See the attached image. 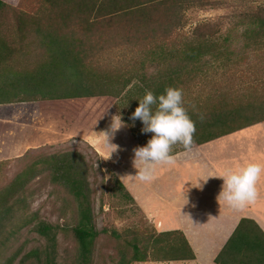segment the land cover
<instances>
[{
	"label": "trees",
	"instance_id": "16d2710c",
	"mask_svg": "<svg viewBox=\"0 0 264 264\" xmlns=\"http://www.w3.org/2000/svg\"><path fill=\"white\" fill-rule=\"evenodd\" d=\"M219 2L19 0L10 4L0 0V105L111 95L134 112L146 91L160 95L174 87L182 90L184 107L195 122L193 143L263 120L264 64L259 56H264V3L248 4L239 11L236 16L242 20L232 30L200 22L190 33L183 31L187 8H217ZM236 44L245 59L232 67ZM131 48L138 52L136 63L133 58L112 70L98 62L103 53ZM151 66L160 72L157 80L151 77L156 73L146 74ZM135 80L142 87H132ZM128 117L127 112L121 115L137 136ZM30 151L29 161L0 186V264H64L57 249L64 227L30 211L29 184L42 175L63 187L76 203V219L70 227L76 249L70 264H94L101 232L90 178L94 162L73 147ZM5 163L0 161V168ZM113 179L108 194L136 204L123 182ZM25 227L38 235V244L27 247L21 242L10 250ZM104 232L115 241L114 264L195 258L179 229L133 226ZM215 263L264 264V231L254 219L240 218Z\"/></svg>",
	"mask_w": 264,
	"mask_h": 264
},
{
	"label": "rangeland",
	"instance_id": "374dc122",
	"mask_svg": "<svg viewBox=\"0 0 264 264\" xmlns=\"http://www.w3.org/2000/svg\"><path fill=\"white\" fill-rule=\"evenodd\" d=\"M10 4H17L19 0H4ZM219 7L211 9L187 8L183 16V31L190 33L196 24L200 22L209 25H222L225 29H234V24L242 20L236 14L246 8L248 4L264 3V0H217ZM240 34V33H236ZM234 35V34H233ZM236 55L232 57L230 66L241 62L244 55L239 44L235 45ZM135 49H126L122 53L109 51L103 53L98 62L108 69L115 70L123 67L125 62L130 63L138 58ZM254 56V54H250ZM264 64V56H259ZM146 74H154L158 70L155 66L148 67ZM152 75V80L158 79V74ZM132 87H142L138 80ZM117 106V107H116ZM125 107L123 102L111 95L68 98L59 100H43L39 102L10 103L0 105V161L6 162L0 168V186L7 183L29 161L30 150L39 152H55L67 148H76L85 152L94 162V171L90 176L94 182V213L97 228L101 231L96 240L94 264L115 263V241L109 236L110 229L122 231L126 227L140 228L150 226L156 229L154 223L147 217L137 204H133L127 197L120 200L111 197L108 187L112 185L113 178L117 177L124 182V165L127 162V153L131 145L132 137L140 144H147L151 133H142L141 121L130 119L133 111ZM128 113V118L134 125L138 135L131 133L128 125L115 132L110 143L117 147L106 146V135L109 131L113 117H121ZM95 137L99 139V145L106 150L98 152L87 139L81 137ZM183 148L181 145L173 147L172 151ZM97 154H96V153ZM110 152V153H109ZM31 154V153H30ZM111 154V156H110ZM110 157V158H109ZM124 184V183H123ZM125 185V184H124ZM29 188L33 190L30 198V211H38L39 215L49 222L63 226L58 234V256L64 264H70L74 258L76 242L70 227L76 219V203L73 197L63 187L52 184L44 175L36 177ZM102 197V204L100 202ZM145 221V222H143ZM157 230V229H156ZM38 235L25 227L15 237L12 250L21 242H26L27 247L38 244ZM41 240H39L40 242ZM177 264H186L184 261H175ZM134 264H170L165 262H143Z\"/></svg>",
	"mask_w": 264,
	"mask_h": 264
},
{
	"label": "crops",
	"instance_id": "0c3cea01",
	"mask_svg": "<svg viewBox=\"0 0 264 264\" xmlns=\"http://www.w3.org/2000/svg\"><path fill=\"white\" fill-rule=\"evenodd\" d=\"M83 138L98 152L106 151L99 139L90 135ZM130 141L122 182L158 231L179 229L185 234L195 258L181 261L216 264L215 257L242 217L254 219L264 231V174L257 183L255 202L241 210L223 201L218 203L223 180L215 178L227 169L236 170L248 163L264 166V119L205 142L192 143L188 149L172 151L174 164L157 165L151 182L132 177L137 173L132 163L133 149L146 144L133 137Z\"/></svg>",
	"mask_w": 264,
	"mask_h": 264
},
{
	"label": "clouds",
	"instance_id": "9594fccd",
	"mask_svg": "<svg viewBox=\"0 0 264 264\" xmlns=\"http://www.w3.org/2000/svg\"><path fill=\"white\" fill-rule=\"evenodd\" d=\"M138 101V107L130 119L141 121L142 133H151L152 136L146 145L133 149L132 163L137 173L132 177L141 182H151L157 165L174 164L172 155L174 146L179 144L185 149L190 148L196 127L184 107L181 89L167 87L160 95L146 91ZM124 126L121 117L115 116L112 118L109 131L104 132L106 146L110 148L114 146L111 154L118 146L111 144L110 138ZM262 174H264V166L256 163H248L236 170H225L221 176L215 177L223 180L221 191L217 196L218 203L223 201L227 206L241 210L255 202L258 195L257 183ZM209 178L204 182L206 183ZM199 187L202 185L200 184Z\"/></svg>",
	"mask_w": 264,
	"mask_h": 264
}]
</instances>
